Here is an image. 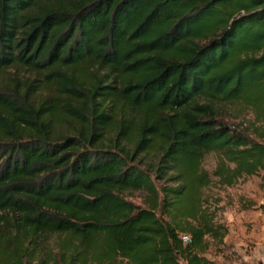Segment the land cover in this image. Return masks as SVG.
I'll use <instances>...</instances> for the list:
<instances>
[{
	"label": "trees",
	"instance_id": "trees-1",
	"mask_svg": "<svg viewBox=\"0 0 264 264\" xmlns=\"http://www.w3.org/2000/svg\"><path fill=\"white\" fill-rule=\"evenodd\" d=\"M211 152L264 182V0H0V264H213Z\"/></svg>",
	"mask_w": 264,
	"mask_h": 264
},
{
	"label": "rangeland",
	"instance_id": "rangeland-1",
	"mask_svg": "<svg viewBox=\"0 0 264 264\" xmlns=\"http://www.w3.org/2000/svg\"><path fill=\"white\" fill-rule=\"evenodd\" d=\"M218 114L228 123L252 119L250 110L241 103L222 107ZM219 160L211 152L200 162L209 185L199 192V207L214 213V218L227 229L223 246L211 249L207 257L213 264H264V182L259 174H241L231 185H219L212 175ZM121 196L141 205L139 192L124 191Z\"/></svg>",
	"mask_w": 264,
	"mask_h": 264
}]
</instances>
